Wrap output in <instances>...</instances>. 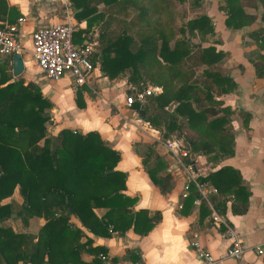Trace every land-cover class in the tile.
<instances>
[{
  "label": "crops",
  "instance_id": "crops-1",
  "mask_svg": "<svg viewBox=\"0 0 264 264\" xmlns=\"http://www.w3.org/2000/svg\"><path fill=\"white\" fill-rule=\"evenodd\" d=\"M241 1L244 11L254 19L238 29L225 24L224 0H192L185 5L191 14L185 20L206 15L213 27V32L205 38L195 31L192 44L212 46L221 53L220 60L208 67L227 75L235 84L229 92H221L213 97L214 106L228 108L231 112L226 138L232 137L234 140V153L220 156L213 151L195 152L184 143V138L198 137V133L188 127L184 116L177 115L181 130L169 132L163 119L155 123L143 118V104L138 105L139 102L135 101L130 106L126 105L124 93L131 91L129 87H136L127 78L126 72L113 79L105 75L106 78L101 79L103 74L98 63L96 70L100 75V84L96 93L89 86L76 87L67 73L57 81L45 77L29 54L30 35L36 28L52 26L71 18L77 22L78 29L85 28V21L75 18L77 10L71 0H0V21L18 25L20 40L27 50L23 54L24 70L21 75L13 76L12 57H1L0 64L7 66L6 73L10 76L7 82L18 79H24L25 83L33 82L50 101L45 130L46 136L51 139L50 149L53 150L62 129L80 134L95 131L105 146L118 153L119 158L113 169L124 174V187L118 190L119 195L110 199L108 205L92 203L90 208L96 218L107 222L111 220L110 224L100 232L91 231L68 208V223L71 228L79 229L80 235H59L57 249L70 251L77 242L80 245L77 251L81 264H201L190 244L193 234H197L201 245L216 258H224L230 246L226 227L216 225L211 218L214 210L236 231L245 247L241 257L225 258L221 264H264V259L253 251L255 245L264 242V76H258L256 71V67L262 64L264 47L252 36L255 31L264 29V0ZM92 5L98 12H104V19L94 24L89 32L75 34L74 41L78 45L84 43L86 36L96 28L99 34L102 33L100 26L107 16L106 6L95 1ZM155 85L161 87V92L153 97L163 93L161 85L146 84ZM217 88L220 90V87ZM77 91L82 94L84 107L76 104ZM176 105L177 102L172 101L164 110L173 112ZM191 108L198 110L193 102ZM147 110L150 114L162 112L153 102L149 103ZM212 118L208 117L206 121ZM173 140L181 142L187 151V156L182 160L191 165L190 175L164 144ZM43 143V139L37 140V145L42 146ZM224 166L239 172L242 184L249 193L244 213L231 211L234 201L232 193L220 194L212 183L197 179ZM163 177L168 178L162 190L153 179ZM198 183L205 184L199 188ZM186 184L187 191L184 190ZM190 186L194 187L191 203L186 199L191 192ZM183 193H186L185 197ZM8 195L1 202L11 203L13 213L4 216V220L1 218L0 225L10 227L14 233L32 235L33 242H36L46 219L36 213L25 217L27 220L24 223L25 215L18 214L22 205L26 204L19 184ZM135 214L139 222L134 226ZM59 215L56 211L55 217ZM150 217L154 221L153 226L147 232H142ZM22 248L30 249V245L24 244ZM17 264L32 263L20 261Z\"/></svg>",
  "mask_w": 264,
  "mask_h": 264
},
{
  "label": "trees",
  "instance_id": "trees-1",
  "mask_svg": "<svg viewBox=\"0 0 264 264\" xmlns=\"http://www.w3.org/2000/svg\"><path fill=\"white\" fill-rule=\"evenodd\" d=\"M71 1L77 10L75 18L86 23L85 28L77 29L75 34L78 35L89 32L94 24L104 19V12H98L92 5L93 1L109 8L106 18L108 14L135 10V35L122 31L111 37L102 28L99 37L101 79L105 76L113 79L126 72L137 89H143L148 82L161 85V95L147 96L144 102L138 104L144 106L145 120L159 123L161 118L169 132L180 131L177 115H182L188 127L198 133L197 139L184 138V143L195 152L213 151L220 156L234 153V140L226 138L230 109L214 106L213 97L229 92L235 84L227 75L208 67L220 60L221 53L212 46L192 44L195 31L201 38L213 32L209 17L183 18L177 25L176 0ZM222 7L226 11L225 24L229 28H242L254 19L244 11L241 0H224ZM156 13L165 16V21H153ZM252 36L264 47V29L255 31ZM261 60L262 64L256 67L258 76H264V55ZM203 65L207 67L202 68ZM6 69V64H0V196L4 194L0 198V219L13 213L12 204L1 200L19 184L26 204L22 205L18 214L25 215L24 223L27 220L25 217L36 213L43 215L46 223L40 229L36 242H33L32 235L14 233L10 227L0 225V264H17L20 261L81 264L77 242L70 251L57 249L59 235H80L79 229L70 227L66 211L69 208L84 226L94 232H100L110 224L111 220L107 222L96 218L90 208L92 203L108 205V201L119 195L118 190L124 187V174L113 169L118 153L105 146L95 131L80 134L70 129L60 131L51 150V139L45 134L50 101L33 82L25 83L24 79L7 82L10 76ZM81 96V92L77 91L78 107H84ZM172 101L177 102L173 112L165 111L164 107ZM151 102L162 112L150 114L147 109ZM191 102L196 105L197 111L191 108ZM208 117L213 118L206 121ZM178 136L182 135L179 133ZM40 139L44 140L42 146L37 145ZM167 178L153 180L163 190ZM197 179L212 183L220 194L232 193V212L240 214L246 211L249 193L237 170L224 166ZM189 188L191 192L186 199L191 203L194 187ZM123 206L125 208L126 203ZM56 211L60 213L58 217H55ZM138 222L135 214L134 226ZM153 224L150 217L142 232H147ZM24 244L30 245V249L24 250Z\"/></svg>",
  "mask_w": 264,
  "mask_h": 264
},
{
  "label": "built area",
  "instance_id": "built-area-1",
  "mask_svg": "<svg viewBox=\"0 0 264 264\" xmlns=\"http://www.w3.org/2000/svg\"><path fill=\"white\" fill-rule=\"evenodd\" d=\"M77 29L78 24L72 18L52 26L36 28L30 35L29 54L47 79L57 81L67 73L71 76L76 87L89 86L91 91L96 93V88L100 84V75L96 70V66L101 56L98 35L94 32L88 34L85 42L78 45L74 41V34ZM26 52L27 50L19 37L18 25L0 21V58L12 57L14 54H18L23 58V54ZM130 88V92L124 93V101L128 106L135 101L144 102L147 96L161 92V87L156 85L146 86L143 89ZM164 144L167 150L176 157V162L184 166L190 175L191 165L185 164L182 160V157L187 156V151L181 142L173 140L165 141ZM204 184L198 183L197 185L201 188ZM187 189L188 185L186 184L184 190L187 191ZM185 196L186 193H183V197ZM211 218L216 225L221 224L226 227L230 246L224 258H216L201 245L197 234H193L190 244L195 249L200 263L221 264L225 258L241 257L245 247L236 231L226 224L214 210H212ZM253 251L264 259V242L255 245ZM100 256L104 257L102 254ZM132 264L144 263L133 262Z\"/></svg>",
  "mask_w": 264,
  "mask_h": 264
},
{
  "label": "rangeland",
  "instance_id": "rangeland-1",
  "mask_svg": "<svg viewBox=\"0 0 264 264\" xmlns=\"http://www.w3.org/2000/svg\"><path fill=\"white\" fill-rule=\"evenodd\" d=\"M177 4H178V8L176 10V19L175 20L177 23V25H180V21L189 17V15L191 16V14H189V12L187 11L185 5L186 2L187 3H191L192 0H176ZM106 13H110L109 12V8H105ZM136 15V11L132 10V11H128L126 13H122V14H117V15H111L108 14V17L104 20V22L101 24L100 27H102L103 29H105V31L107 32V35H110L111 37L116 36L119 33H122V31L131 34V35H135V31H136V23L134 22V17ZM153 21H158V22H163L165 21V16H161L158 15L157 13L155 14V16L153 17ZM178 29V27L175 30ZM94 33H97L98 35V41H99V45L101 46V40H100V34L98 32V28H96V31H94ZM97 86V85H96Z\"/></svg>",
  "mask_w": 264,
  "mask_h": 264
},
{
  "label": "water",
  "instance_id": "water-1",
  "mask_svg": "<svg viewBox=\"0 0 264 264\" xmlns=\"http://www.w3.org/2000/svg\"><path fill=\"white\" fill-rule=\"evenodd\" d=\"M12 74L14 77H17L19 75L22 74L23 70H24V62H23V58L22 56L18 55V54H14L12 56ZM143 113V112H141ZM70 211L68 210V213ZM11 216H16V214H12ZM6 217H2V220H4Z\"/></svg>",
  "mask_w": 264,
  "mask_h": 264
}]
</instances>
